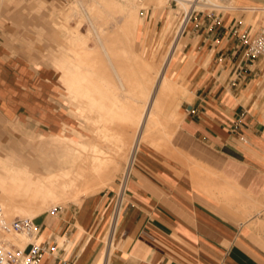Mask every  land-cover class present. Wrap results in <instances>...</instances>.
<instances>
[{
    "label": "crops",
    "instance_id": "1",
    "mask_svg": "<svg viewBox=\"0 0 264 264\" xmlns=\"http://www.w3.org/2000/svg\"><path fill=\"white\" fill-rule=\"evenodd\" d=\"M22 3L0 0V124L38 127L35 135L45 132V139L60 129L70 136L68 103L54 88L62 75L53 66L58 49L55 53L48 45L46 63L39 58L43 48L32 53L16 37L13 15ZM263 4L238 0L225 12L191 15L179 7L183 24L178 34V10L172 7L152 5L154 11L141 16L135 44L151 50L146 60L153 61L169 33L172 39L177 34L172 70L180 82L171 78L180 91L164 110L169 136L139 145L122 190V182L116 181L101 193L59 206L56 214L35 216L37 242L45 247L37 264H264V60L247 56L239 38L246 33L251 40L262 30L256 28L259 19L248 18ZM56 9L52 3L50 26L58 45ZM26 92L39 104L40 114L45 108L46 119L37 123L27 114L28 106L18 101ZM73 101L81 110L80 102ZM6 135L0 126L1 143L10 139ZM45 139L25 152L0 143V158L45 171ZM64 156L63 149L52 150L49 159L57 163L55 157Z\"/></svg>",
    "mask_w": 264,
    "mask_h": 264
},
{
    "label": "bare ground",
    "instance_id": "2",
    "mask_svg": "<svg viewBox=\"0 0 264 264\" xmlns=\"http://www.w3.org/2000/svg\"><path fill=\"white\" fill-rule=\"evenodd\" d=\"M97 2L104 8L111 9L109 14L122 13L124 17L121 28H113L115 30L112 29L109 35L106 29L103 32L100 28L103 36L97 32L108 64L96 60L91 51L81 46H63L53 62L62 74L61 84L72 99L80 102V108L84 110L87 121L96 126L97 137L90 145L70 139L72 144L70 141V144H66L71 147L73 153L64 144L66 148H63V159L67 160L70 166L64 165L63 159L55 157V161L60 164L57 172H33L23 164L0 158V165L8 171L5 174L0 173V219L10 215L8 213L20 217H35L52 206L55 208L71 201H79L81 195H90L106 188L120 168L117 156L121 155L122 159L128 157L130 167L143 141L147 142L151 138L154 140L169 133L165 128L169 120L166 121L164 110L172 95L180 88L176 81L166 74V68L172 65L173 58L166 59L164 71L162 70L153 92L159 71H156L152 61L140 58L130 48L139 32V3L134 5V0L133 4L130 3L132 6L129 4L127 9L128 6L124 7L116 0H96L95 3ZM210 2L209 6L198 3L197 8H210L217 0ZM232 4L235 7L234 0ZM192 10L195 11V8ZM97 17L103 18L101 15ZM96 27L93 23L95 32ZM78 33V30L75 31V36H78ZM102 38L105 40L102 41ZM174 44L171 50L176 49ZM107 66L110 71L106 69ZM50 137L56 139V144H63L70 138L61 129ZM45 138L46 133L43 132L39 141ZM155 141L157 142V139ZM121 182L120 190L123 188L124 178ZM7 238L21 248L26 243L18 245L17 242L26 238L30 240L21 233L8 235Z\"/></svg>",
    "mask_w": 264,
    "mask_h": 264
},
{
    "label": "rangeland",
    "instance_id": "3",
    "mask_svg": "<svg viewBox=\"0 0 264 264\" xmlns=\"http://www.w3.org/2000/svg\"><path fill=\"white\" fill-rule=\"evenodd\" d=\"M44 1L46 3L41 6L40 0H23V3H22L23 6L19 7V11L13 15L14 20L16 22L15 23L16 34H17L16 37L23 38L25 40L26 44H28V46L33 48L32 49L33 51L29 48V50H31L32 53L34 51H35V53H37V51H38V53H40L39 50H41V48H43L42 49L43 55H42V57L39 56V58H41L43 60V62L48 63L46 60L43 59V57L45 55L44 53H46V51L48 49V45H50L51 48H53V47L55 48V50H54L55 53H56L57 49H58V53H60L61 48L63 46H68V47H71V46L72 47H79V46H81L84 49L91 51L93 53V55L96 57V60H99L101 62L108 64V61L106 60V56H105L103 49H102L101 39L99 38L98 34L100 36L102 35L101 29H103V32H105V29H106L107 35L112 33L113 30L119 29L121 21L124 20L122 13H118V14L117 13H115V14L110 13L111 14L110 15L109 10H111V9L104 8V6H102L101 4L99 5L98 2H97V4H98L97 5L95 3L96 0H83V1L60 0L61 2H59V4H57L58 3L57 0H56L57 3L55 0H44ZM116 1L124 7L128 6L127 9L129 8V4L130 3L133 4V2H134V0L133 1H131V0H116ZM237 1L238 0H234V4H236ZM135 2H134V5H137L139 3V6H140L139 15L142 17L145 16L147 11L148 12L154 11V8L152 7V5L155 6L158 10L163 9L165 6L168 8L172 7V8H174L175 12L180 7V9H183L188 14H190V12H192V9H194V8H195V10H204L202 8H197L198 3H202L205 5H209L211 3L210 0H189V1L188 0H135ZM193 2H196V4H193ZM52 3H54V5L57 7V9L55 11L54 10L52 11V13H53L52 15H54L53 19L55 20L56 24L59 25L58 27H56L57 25L53 26V28H54L53 30L58 31V36H59L58 45L55 42V39H54L53 33H52V27L50 26V5ZM131 4H130V7L132 6ZM186 4H188L189 6ZM248 6L254 7L255 5H248ZM93 7H95V8H93ZM92 8H93V10H92ZM90 9H91V11H90ZM98 10H101V11L98 12ZM204 11L206 12V10H204ZM257 11H259V14H260L258 16H256ZM98 15L103 16V18L97 17ZM180 15H181V11L178 10L177 11V17L175 18V28H176L177 34L179 31V28L183 24L182 20L179 22V16ZM250 17L251 18L253 17V19H250ZM256 18L260 20V22H259L260 24L256 25V28L260 27L264 31V4L261 5V7H259V10H257L256 7H254V10L250 11L248 20L250 22H252ZM92 19H94V20H92ZM93 23L95 24V26H97L96 32L94 31ZM113 28H115V29H113ZM77 30L79 31V33H78V36H75L74 33ZM97 32H98V34H97ZM177 34H176V36H177ZM172 36H173V34L169 33V35L165 39V45H162L163 48H161V51L158 50L154 55V59L152 62H153V65H155V67H156V71H159V74H158V77L156 79L155 86H154V88H152L153 92L156 88V85L158 84V82L160 80V77H161L160 74H162V72L164 71V68H165V65L167 62L166 59L168 57L173 58V52L176 50V49L171 50L173 42L176 38V36H175V38L172 39ZM156 39H158V34L154 36V38L152 39V42L154 40L156 41ZM103 40H105V38H102V41ZM61 43H64V44H61ZM55 45H57V46L55 47ZM58 46H59V48H58ZM180 47L181 46H179V52L181 50ZM130 48L133 49V51H135L136 54L139 55L140 58L141 57L144 59H150L151 58V50H149V48L146 51V49L145 48L143 49L140 46V44H135V43ZM148 51H149V54H148ZM55 53L52 54L51 56L53 57V55H55ZM65 54L67 55V53H65ZM173 61H174V59H173ZM66 63L69 64L67 61H66ZM163 63H164V65H163ZM172 64H173V62H172ZM53 66L55 67L54 63H53ZM172 68H173V65L170 64L166 68V74L170 77L172 76V78H174L175 80L180 82L179 76H176L177 72L175 70H172ZM106 69H108L110 71L109 66H107ZM56 70H57V68H56ZM111 72H112V70H111ZM58 78H59V72H58ZM54 88H57L60 90V93L62 94L61 100H63V102H65V103H68L67 113H68V116L71 117L72 122H71V126L69 128H67V130L69 129L68 133L70 134V138L65 143L56 144V139L54 137H48L47 139H45L43 141V144H41V148L42 149L45 148V151L42 153L43 156H45V158H43V156H42V159L48 164V167L45 168V171H42L45 173L57 172V168L59 166V164L51 161V158L49 159V156L51 155L52 150L60 152L63 148H66V147H64V144H65V146H67L68 150L70 149L71 152L73 153L71 147L69 148V145H67V144H70V142H71L70 139H74V136L77 139H80L82 136V133L92 135V136H88L87 139L80 140L82 143H84L86 145H90L95 140L94 138L97 137V133L95 130L96 126L92 122L88 121L89 122L88 123L86 121L87 119H85L82 116L84 110L81 109L82 110L81 111L77 107V103L73 101V99L69 96V94H67L64 90H62V89H64L63 85H61L58 82L57 85L54 86ZM153 92H152V95L154 94ZM24 94L25 95H23L22 93L20 94V98L18 101H21L20 102L21 104H23V105L26 104L28 106L27 108H25L27 114L29 116L35 117L37 123L40 119L41 120L46 119L47 117L44 118L42 116L45 112V108H44V110H42L44 112H42L40 114L41 109L39 107V104L35 101V98L31 97V95H29L28 92H26ZM36 110H38V112ZM64 110H65L64 108H61L59 111L63 112L64 115H66ZM48 112H49V109H48ZM72 117H74L75 120L72 119ZM61 123H62L63 127L66 128V121L63 120V122H62V120H61ZM0 126L2 128V132L8 134V135H6V137L9 136V138H10L9 140L2 141V143L0 142L5 147L20 149V150L23 149V151L25 152V151L29 150L30 145H32V143L33 144L38 143V141L40 140L39 139L40 135H35V134H38L40 132L38 127L31 129L29 126L26 127L23 125L13 124L11 122L0 124ZM54 141H55V143H54ZM68 141H70V142H68ZM71 144H72V142H71ZM63 152H64V149H63ZM117 159L120 160V168L116 172L114 180L111 183L116 182V181L121 182L123 178L125 181V175H126V172L128 170V167H129L128 157L122 159L121 155H119V156H117ZM62 163L66 166H70L69 162L65 159L62 160ZM7 172H8L7 169L4 168L2 165H0V173L5 174ZM111 183L107 187H109L111 185ZM104 189L105 188H101L97 192H94L91 194L94 195L96 193L97 194L101 193ZM82 196L84 197V195H81L79 197V199H81ZM66 205H63L62 207H65ZM71 205L75 206L73 203L69 204V206H71ZM52 207L48 208V210L46 209L43 212L51 211L53 209ZM8 214H10V215L6 216V218H5L6 220H11L14 217H20V216H17L16 214H13V213H8ZM30 218H34V217H30ZM24 242L25 243L28 242L27 238L24 239L22 242H17V244L23 245V244H25Z\"/></svg>",
    "mask_w": 264,
    "mask_h": 264
},
{
    "label": "built area",
    "instance_id": "4",
    "mask_svg": "<svg viewBox=\"0 0 264 264\" xmlns=\"http://www.w3.org/2000/svg\"><path fill=\"white\" fill-rule=\"evenodd\" d=\"M233 0H217L204 9L206 12H225L234 9ZM204 10H192L200 12ZM190 14V15H191ZM240 40L245 44L244 53L250 57H261L264 60V31H259L251 40H248L246 33L241 34ZM60 212V207L53 208L49 213ZM48 213V212H47ZM24 234L30 240L21 248L16 246L7 238L11 234ZM39 226L34 222V218L14 217L11 220L0 219V264H37L44 253V246L37 242ZM52 252L55 246L49 247ZM61 264H66L63 261Z\"/></svg>",
    "mask_w": 264,
    "mask_h": 264
}]
</instances>
